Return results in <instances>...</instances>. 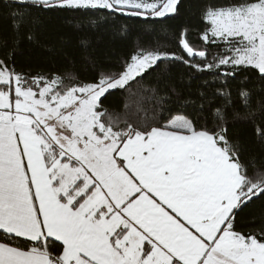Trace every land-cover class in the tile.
I'll return each instance as SVG.
<instances>
[{
    "label": "snow or ice",
    "instance_id": "6c2138e0",
    "mask_svg": "<svg viewBox=\"0 0 264 264\" xmlns=\"http://www.w3.org/2000/svg\"><path fill=\"white\" fill-rule=\"evenodd\" d=\"M183 7L0 0V264H264V219L240 220L264 201V0H202L200 27H182L177 51L138 42L117 71L85 56L91 81L17 64L39 49L75 65L66 38L41 42L53 13L68 14L87 51L109 25L125 39L123 17L162 22ZM154 72L151 118L121 124L104 99ZM236 124L251 125L254 147L231 134Z\"/></svg>",
    "mask_w": 264,
    "mask_h": 264
},
{
    "label": "trees",
    "instance_id": "16d2710c",
    "mask_svg": "<svg viewBox=\"0 0 264 264\" xmlns=\"http://www.w3.org/2000/svg\"><path fill=\"white\" fill-rule=\"evenodd\" d=\"M202 0H183L184 7L181 8L178 17H166L161 22L159 18L145 22L143 19L123 17L117 21L115 30L122 24L127 25L128 33L125 39H111L114 31L111 25L101 28L99 32L90 33L92 36L91 46L87 51L78 45L81 33L74 31L72 24L68 23V14L53 13L45 18L41 27L40 39L42 43H52L57 47L61 44L60 38H66L67 47L64 49L75 59V65L66 64L63 57L48 56L34 49L17 57L19 67H54L58 71L65 69L75 70L80 76L88 81L95 79V71L88 68L83 58L92 56L99 69L105 71L119 70L118 62L121 58L130 56L137 47L138 42L144 47L155 48L160 46L163 50L177 51V37L183 26L189 25L199 28V7ZM98 38V39H97ZM190 38L193 43H199L196 33L192 32ZM170 74L177 87H184L188 82L186 69L182 64L170 65ZM158 72L146 75L141 85L131 82V87L126 89L112 90V93L104 99V105L113 117L123 122L136 123L151 118L153 105L149 102L150 92L147 89L154 88L157 82ZM139 79V78H138ZM199 80L193 81V88L199 84ZM238 83V82H237ZM235 87V85H234ZM233 136H240L250 145H255L252 127L247 124H236L231 130ZM264 219V201H257L246 208L240 216L241 224H259Z\"/></svg>",
    "mask_w": 264,
    "mask_h": 264
}]
</instances>
